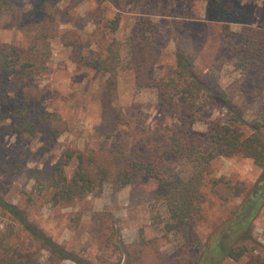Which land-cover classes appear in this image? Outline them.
<instances>
[{"label":"rangeland","instance_id":"obj_1","mask_svg":"<svg viewBox=\"0 0 264 264\" xmlns=\"http://www.w3.org/2000/svg\"><path fill=\"white\" fill-rule=\"evenodd\" d=\"M39 3L8 0L0 16V46H15L20 53L15 69L0 74V198L18 206L55 241L95 263L125 259L106 243L116 233L126 243L155 239L165 264H186L201 252L195 238L204 241L241 202L229 185L253 184L261 167L240 155L215 158L203 187L201 218L167 231L168 215L156 198L159 180L139 175L117 189L114 156L127 154L132 143L143 138V150L159 151L168 130L178 123L181 102L162 103L151 85L176 70L178 44L194 54L198 74L226 89L232 99L231 108L215 99L200 100L192 124L196 132L205 133L210 122H222L250 134L231 109L264 127L258 66L247 71L237 66L239 55L244 59L249 50L256 61L264 57V0H61L33 14ZM115 20L119 25L113 30ZM142 21L147 31L139 32ZM249 35L256 43L247 40ZM109 49L118 55L114 88L109 87V73L94 66L98 57L114 58ZM24 99L45 113L58 114L51 121L61 134L51 149L45 147L42 131H19L16 110ZM109 105L128 120L115 131L104 119ZM120 139L122 149L116 148ZM69 149L76 152L67 166L69 176L80 166L91 175L103 166L108 176L102 189L57 202L47 177ZM165 161L177 168L170 157ZM215 178L221 181L216 184ZM10 231L9 242L22 253L34 251L41 264H78L41 249L0 205V234ZM253 235L250 255L264 259V207ZM250 255L239 261L226 258L221 264H245Z\"/></svg>","mask_w":264,"mask_h":264},{"label":"trees","instance_id":"obj_2","mask_svg":"<svg viewBox=\"0 0 264 264\" xmlns=\"http://www.w3.org/2000/svg\"><path fill=\"white\" fill-rule=\"evenodd\" d=\"M60 1L40 0V6L33 14L45 9L48 4L54 5ZM7 4L8 0H0V16ZM118 25L119 20L113 21V30H116ZM138 31H147L143 21L140 22ZM247 40L256 43L251 35ZM109 51L115 55L113 60L108 59V56L98 57L94 66L109 73L108 84L110 88H114L118 82L115 62L118 55L111 49ZM249 51V56L244 59L243 54L239 55L237 66L244 71L251 69L253 65L258 66L259 86L264 90V57L259 56L256 61V57H253L254 51ZM175 57L176 70L151 85L159 91L162 103L174 106L176 101L181 102L178 123L168 130L169 133L159 151L143 150L141 145L146 144L143 138L142 143L135 140L127 154L121 152L115 155L118 171L113 182L116 188L120 189L132 183L139 175L159 180L156 198L165 206L168 215L165 223L167 231H174L201 218L202 203L205 199L203 187L209 179L215 158L240 155L253 159L262 169L258 179L251 185L244 181L229 185L233 195L241 197V202L226 219L216 224L204 241L195 238L201 252L186 264H221L226 258L239 261L250 255L249 243L254 238L253 225L264 207V127L260 121H245L238 111L231 109L234 119L251 129L250 134L236 131L230 123L222 122H210L205 133L196 132L192 124L198 119L196 108L200 100L215 99L231 108L232 99L226 89L211 85L206 78L198 74L194 64L195 56L191 51L178 44ZM19 60L20 53L15 46H0V74L13 71ZM142 63L145 65L143 57ZM20 103L16 110L19 131H29L32 134L42 131L45 147H54L61 134L60 129L52 124L58 114L45 113L25 99ZM123 116L122 112L110 105L105 108L104 119L110 121L114 131L119 124L128 123V120L122 119ZM116 148H124L121 139L116 143ZM75 154L71 149L65 151L47 177V184L57 202L72 201L96 189H102L105 185L108 172L103 166H100L101 170L97 175H91L90 171L80 166L69 176L67 166ZM165 157H170L177 168L172 169L167 165ZM78 158H81V154ZM220 181L221 178L213 180L216 184ZM0 205L18 220L41 249L47 250L53 258L71 259L78 264H165L166 258L160 253L155 239L142 238L138 242L126 243L116 233L111 235V238L108 237L106 243L112 245L125 259L95 263L70 251L40 230L15 204L0 198ZM11 233L12 231L0 234V264H41L35 259L34 251L22 253L18 245L9 242ZM245 264H264V259L259 255H250Z\"/></svg>","mask_w":264,"mask_h":264}]
</instances>
